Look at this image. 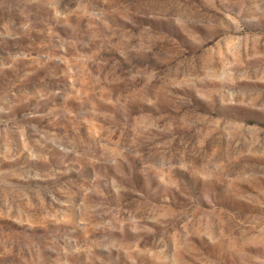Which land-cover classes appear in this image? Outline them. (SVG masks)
Masks as SVG:
<instances>
[{
  "label": "rangeland",
  "instance_id": "374dc122",
  "mask_svg": "<svg viewBox=\"0 0 264 264\" xmlns=\"http://www.w3.org/2000/svg\"><path fill=\"white\" fill-rule=\"evenodd\" d=\"M0 264H264V0H0Z\"/></svg>",
  "mask_w": 264,
  "mask_h": 264
}]
</instances>
